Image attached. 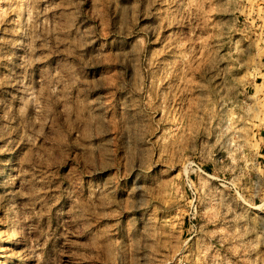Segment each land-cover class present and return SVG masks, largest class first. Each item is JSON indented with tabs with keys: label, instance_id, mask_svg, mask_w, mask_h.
I'll list each match as a JSON object with an SVG mask.
<instances>
[{
	"label": "rangeland",
	"instance_id": "obj_1",
	"mask_svg": "<svg viewBox=\"0 0 264 264\" xmlns=\"http://www.w3.org/2000/svg\"><path fill=\"white\" fill-rule=\"evenodd\" d=\"M264 0H0V264H264Z\"/></svg>",
	"mask_w": 264,
	"mask_h": 264
},
{
	"label": "crops",
	"instance_id": "obj_2",
	"mask_svg": "<svg viewBox=\"0 0 264 264\" xmlns=\"http://www.w3.org/2000/svg\"><path fill=\"white\" fill-rule=\"evenodd\" d=\"M264 131V130H263ZM262 148H261V154H260V157L261 159L264 160V133H263V137H262Z\"/></svg>",
	"mask_w": 264,
	"mask_h": 264
}]
</instances>
